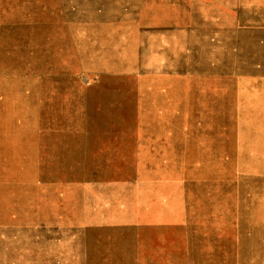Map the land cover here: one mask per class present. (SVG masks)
I'll use <instances>...</instances> for the list:
<instances>
[{
  "label": "rangeland",
  "instance_id": "1",
  "mask_svg": "<svg viewBox=\"0 0 264 264\" xmlns=\"http://www.w3.org/2000/svg\"><path fill=\"white\" fill-rule=\"evenodd\" d=\"M212 24H234L236 36H218L231 43L213 48L206 38ZM164 57L168 72L186 75L168 77V84L196 85L208 70L234 64L264 73V0H0V264H264V122L251 124L247 109L237 114L244 123L231 126V157H208L192 174L204 182L190 198L201 252L168 240L169 230L168 237L126 231L121 245H101L116 263H98L99 246L83 242L111 238L52 234L58 222L44 210L51 172L38 164V134L88 131L86 114L98 119L100 109L118 111L122 120L105 131H131L130 88L162 82L152 73ZM194 112L190 133L214 127L211 119L197 124ZM121 216L130 222V213ZM60 217L58 230L73 219Z\"/></svg>",
  "mask_w": 264,
  "mask_h": 264
},
{
  "label": "crops",
  "instance_id": "2",
  "mask_svg": "<svg viewBox=\"0 0 264 264\" xmlns=\"http://www.w3.org/2000/svg\"><path fill=\"white\" fill-rule=\"evenodd\" d=\"M212 25L216 28L211 27L213 31L206 38L213 48L219 43H231L230 36L228 40L218 38L220 32L236 36L234 24ZM164 34L163 50L168 53V31ZM162 62L152 73L160 76L162 82L130 88L131 131H105L106 125H121L122 120H117L120 112L100 109L93 113L98 119L91 120L90 113L86 114L88 131L38 134L42 154L38 164L51 172L52 195L44 200V210L50 211L51 220L58 222L52 223V234L111 238L83 242L99 246L98 263H116V257L108 255L101 245H121L120 237L126 231L132 236L168 237L169 230L172 236L168 240L194 243L198 246L195 251L201 252L203 236L191 215L190 205L195 202L190 198L191 189H202L204 182L192 174L202 171L200 167L208 163V157H231L230 149H236L231 126L244 123L237 120L238 110H248L251 124L264 122V73L259 69L243 71L234 64L232 68L228 65L208 70L196 85L168 84V77L185 79L186 75L168 72L167 57ZM217 65L222 67L221 63ZM103 89L99 92H111ZM190 109L196 110L197 124L211 119L214 127L207 132L190 133ZM151 113L154 116H148ZM220 125H225L223 130ZM252 132L262 130L253 128ZM68 192L74 196L67 199ZM60 211L72 214L73 219L58 230ZM127 212L131 220L123 223L121 215ZM178 212L182 215L178 216ZM135 214L152 216L134 219ZM146 225L151 230L147 233L142 232ZM150 242L164 244L165 240ZM83 253L88 260L93 259L86 248Z\"/></svg>",
  "mask_w": 264,
  "mask_h": 264
}]
</instances>
